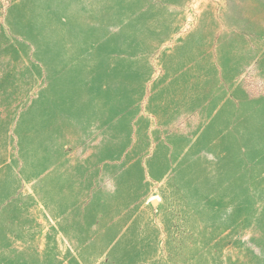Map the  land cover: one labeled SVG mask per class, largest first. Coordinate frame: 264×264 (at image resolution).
I'll list each match as a JSON object with an SVG mask.
<instances>
[{"label": "rangeland", "instance_id": "1", "mask_svg": "<svg viewBox=\"0 0 264 264\" xmlns=\"http://www.w3.org/2000/svg\"><path fill=\"white\" fill-rule=\"evenodd\" d=\"M0 264H264V0H0Z\"/></svg>", "mask_w": 264, "mask_h": 264}]
</instances>
